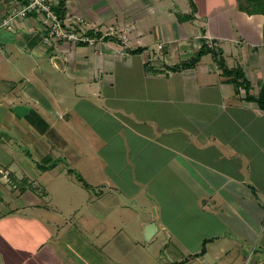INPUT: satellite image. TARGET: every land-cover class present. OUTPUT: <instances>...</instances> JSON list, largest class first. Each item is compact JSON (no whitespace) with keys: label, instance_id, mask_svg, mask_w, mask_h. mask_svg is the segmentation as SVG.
I'll list each match as a JSON object with an SVG mask.
<instances>
[{"label":"crops","instance_id":"1","mask_svg":"<svg viewBox=\"0 0 264 264\" xmlns=\"http://www.w3.org/2000/svg\"><path fill=\"white\" fill-rule=\"evenodd\" d=\"M53 2L96 45L49 42L36 14L16 15L19 1L0 0V83L9 87L0 107L12 104L23 127L32 129L30 119L48 132L43 112L70 118L66 87L89 108L104 102L99 112L111 116V93L124 84L120 149L114 159H92L89 177H78L58 169L64 152L54 162L52 148L40 146L51 168L33 178L11 166H34L14 159V138L0 142L12 152L0 167L12 172L0 175V264H264V111L237 92L212 54L168 68L206 42L229 68H243L258 95L264 12L243 10L241 0H193L195 9L189 0ZM47 67L57 75H45ZM60 136L57 149L68 147ZM54 181L56 193L44 189Z\"/></svg>","mask_w":264,"mask_h":264},{"label":"rangeland","instance_id":"2","mask_svg":"<svg viewBox=\"0 0 264 264\" xmlns=\"http://www.w3.org/2000/svg\"><path fill=\"white\" fill-rule=\"evenodd\" d=\"M95 17L97 16L96 13ZM90 14L89 16H93ZM87 22V21H86ZM85 22V25H87ZM68 30H73V27L68 26ZM78 30V29H77ZM67 42H70L66 40ZM94 42V41H93ZM71 43V42H70ZM96 45V42H94ZM163 45H159V49L162 50ZM162 60L164 61L165 58L163 57ZM50 69L47 67L45 70V75L48 74V76L55 74L57 75L56 69L49 71ZM111 72V70L108 71V74ZM95 73V72H94ZM63 79H68V73L65 71H62ZM111 74V73H110ZM96 76L103 77V79L106 78V74L102 70L97 71ZM121 77V76H120ZM123 77V76H122ZM55 78V77H54ZM34 79V78H33ZM125 85L119 84L118 89L116 88L115 91L111 93V97L114 103V107L117 112H113L110 115L104 116L99 111L105 110L103 106L105 105L104 102H101V105L98 103L96 104V108H89L85 102L82 100L79 102L78 97L73 92V87H66L64 90L65 92V103L63 105V108L65 109V113H69L70 118L65 119L66 121L59 120L57 117H55L53 114L48 112H43L42 115L45 116V119L48 123V125L52 126L53 128L50 129L48 132L46 131V128L44 129L43 126L31 121L30 119H25L29 125L31 130L28 128L23 127L22 122H18L17 119H15L16 110L15 107L11 104L10 106L6 102H2V106L0 107V116L1 119L5 122H12L14 125L10 130L5 128V125H0V142H3L4 139L6 141L7 136H11L14 138V145L15 151L19 152V155L14 157V159H19L26 161L27 159L32 162L34 160V166L29 169V171L23 170V168L16 164L15 167L11 165L15 171L20 175L28 174L29 176L35 178L36 173H38L39 170H43L45 167L50 169L51 167H48L49 164V158L43 156L44 150L40 151V146L49 147L52 148L50 151H47V153L51 154L50 157L53 159L54 162H57V154L63 153V157H61L59 160L61 161L60 164H58V169H61L62 167H65V169L71 168L73 170V173L76 176H80L81 173L87 177L90 175V161L92 159H98V158H104L108 157L107 155L111 156L114 154L113 159L117 157V154L120 149V142L122 136L120 135L121 131V112L123 111V104H126L125 102H122V99L126 96L124 93H122L123 89L125 88V94H126V87ZM9 88L6 83H0V93L3 94V92H6L5 90ZM48 88H50L52 91L56 92L59 87H54L51 84L48 85ZM56 88V89H55ZM103 99V97L101 98ZM125 100V99H124ZM79 102V104L77 103ZM32 103V102H31ZM97 103V102H96ZM24 104V103H23ZM32 107H36L35 104H31ZM80 107L83 112H78L79 110L77 107ZM63 109V110H64ZM67 110V111H66ZM108 110V109H107ZM92 112V113H89ZM14 114V117L13 114ZM48 114V116H46ZM37 118V117H36ZM39 118V116H38ZM110 121V122H109ZM103 125H107L109 128L107 130L102 129ZM10 126V124H9ZM44 129V130H43ZM20 132H27V136L25 135L24 138L19 134ZM102 134H101V133ZM31 136H30V135ZM63 135L64 139L69 143L68 147L60 149H57V142L58 140H61V136ZM32 138V144L30 143V137ZM29 138V139H28ZM125 138L122 144L125 142ZM129 141V140H128ZM20 150V151H19ZM12 152L9 149H6L3 147V144L0 143V167H6V162H10L12 160ZM77 158V159H74ZM111 158V157H109ZM27 160V161H28ZM77 160H79L78 164L76 163ZM20 161V162H21ZM35 164H40L38 166H35ZM25 165V164H24ZM54 170V171H53ZM51 173H53L55 176L57 174H64L57 170V168H54ZM5 174L9 176L12 172H9V169H3L0 168V175ZM58 177V176H57ZM89 177V176H88ZM94 181H91L93 183ZM94 184V183H93ZM35 185V184H34ZM38 186V185H36ZM47 188L53 192L56 193L57 187L55 181L48 185L47 187L44 186V189ZM155 247V245H154ZM153 248V246H152Z\"/></svg>","mask_w":264,"mask_h":264},{"label":"trees","instance_id":"3","mask_svg":"<svg viewBox=\"0 0 264 264\" xmlns=\"http://www.w3.org/2000/svg\"><path fill=\"white\" fill-rule=\"evenodd\" d=\"M189 1L192 3L193 9H195L196 5L194 4L193 0H189ZM262 2H264V0H241L240 7L243 10H246L250 13H255L258 12L259 10L264 12V4H261ZM60 10H61L60 8L58 10L55 9L56 13L60 16L61 19H63V14L61 15L59 13ZM206 54H212L214 61L220 66L224 77H226L230 82L235 84L237 92H239L240 88L244 89L246 95L245 99L247 101L256 102L260 110L264 111V84L261 85L258 95H253L250 92L251 83L247 79L243 68L242 67L229 68L221 52L218 49H216L214 46H209L206 42L203 43L196 56H194L190 61L185 62L181 65H173L168 68L172 71H177L180 68L193 67ZM69 172H73V171L69 170ZM81 181L84 180L81 178ZM204 249L205 248H203V251Z\"/></svg>","mask_w":264,"mask_h":264},{"label":"built area","instance_id":"4","mask_svg":"<svg viewBox=\"0 0 264 264\" xmlns=\"http://www.w3.org/2000/svg\"><path fill=\"white\" fill-rule=\"evenodd\" d=\"M21 3V6L18 9L16 15H28L36 14L40 19L43 27L47 33V40L49 42H56L59 39H65L75 43L80 42H89L93 43L94 39H91L86 34L84 29H76V26L73 27V30H68V26L73 25L69 24L56 13L54 9L53 0H16ZM13 15L3 20V25L9 26Z\"/></svg>","mask_w":264,"mask_h":264}]
</instances>
